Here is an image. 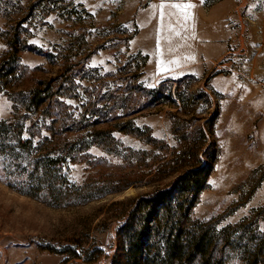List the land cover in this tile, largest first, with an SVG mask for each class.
I'll list each match as a JSON object with an SVG mask.
<instances>
[{
    "label": "rangeland",
    "instance_id": "obj_1",
    "mask_svg": "<svg viewBox=\"0 0 264 264\" xmlns=\"http://www.w3.org/2000/svg\"><path fill=\"white\" fill-rule=\"evenodd\" d=\"M184 3L187 20L170 6ZM15 33L29 46L0 89V120L52 137L47 149L98 131L116 145L68 162L56 196L36 186L38 156L0 153V264H110L135 202L206 160L207 146L219 154L192 217L219 229L255 217L264 230V0H0V61ZM47 81L48 109L26 114L20 95ZM162 86L173 100L149 104ZM128 120L153 140L120 130ZM33 174L32 194L9 182Z\"/></svg>",
    "mask_w": 264,
    "mask_h": 264
},
{
    "label": "trees",
    "instance_id": "obj_2",
    "mask_svg": "<svg viewBox=\"0 0 264 264\" xmlns=\"http://www.w3.org/2000/svg\"><path fill=\"white\" fill-rule=\"evenodd\" d=\"M8 40L10 49L0 61V89L19 76V54L29 46L21 41L18 33ZM164 88L148 91L152 96L149 104L173 100ZM55 94L51 81L41 82L20 95L21 105L26 114L45 110ZM207 123L213 125V119ZM26 129L25 121L20 119L0 120V153L12 154L19 148L38 156L35 163L38 168L42 166V172L35 176L39 182L36 186L39 191H47L52 196L57 195L55 181L66 180L64 168L68 162H75L80 153L93 143L110 145L112 148L115 144L111 132L98 131L89 135L90 139L85 136L77 142L65 141L62 149H58V144L47 149L45 146L54 142L52 137L44 136L36 142L33 137L25 136ZM119 129L139 136L148 134L147 140H153L148 129L135 125L131 120L121 123ZM205 142H208L207 136L201 143H195L191 150L193 155L197 156ZM203 154L206 160L198 158L170 185L158 188L135 202L118 228L120 243L110 264H230L234 259L245 264L264 263V230L257 227L255 217L245 218L221 229L215 221L192 217L200 195L209 186L219 151L207 146ZM16 164L15 161L11 162L13 166ZM9 182L13 186L19 185L21 189L28 188L26 191L32 194L30 190L35 185L34 174L31 178L9 179Z\"/></svg>",
    "mask_w": 264,
    "mask_h": 264
},
{
    "label": "snow or ice",
    "instance_id": "obj_3",
    "mask_svg": "<svg viewBox=\"0 0 264 264\" xmlns=\"http://www.w3.org/2000/svg\"><path fill=\"white\" fill-rule=\"evenodd\" d=\"M170 6L173 7V8L179 9L181 11V13H183V16H184L185 20L190 18V13H189L188 10L194 7V5L191 4V3L172 4ZM164 7H165V4L161 3V5H160V8H161V19H163V16H164V12H163Z\"/></svg>",
    "mask_w": 264,
    "mask_h": 264
},
{
    "label": "crops",
    "instance_id": "obj_4",
    "mask_svg": "<svg viewBox=\"0 0 264 264\" xmlns=\"http://www.w3.org/2000/svg\"><path fill=\"white\" fill-rule=\"evenodd\" d=\"M187 37V36H186ZM186 37H184L183 35L182 36H180L179 35V37H176V39H189V38H186ZM208 37V36H207ZM191 39H194V38H191ZM195 39H205L204 38V36L202 35L201 37H196ZM189 65H184V67L186 68V67H188Z\"/></svg>",
    "mask_w": 264,
    "mask_h": 264
}]
</instances>
